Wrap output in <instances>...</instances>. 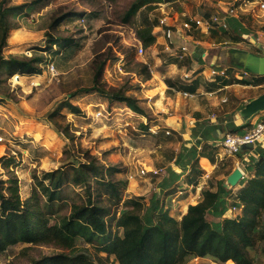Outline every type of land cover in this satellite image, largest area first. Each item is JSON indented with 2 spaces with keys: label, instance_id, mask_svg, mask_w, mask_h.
Instances as JSON below:
<instances>
[{
  "label": "rangeland",
  "instance_id": "obj_1",
  "mask_svg": "<svg viewBox=\"0 0 264 264\" xmlns=\"http://www.w3.org/2000/svg\"><path fill=\"white\" fill-rule=\"evenodd\" d=\"M3 1L26 6L22 13L10 18L16 28L10 32L3 49L4 58L42 56L45 60L39 76L4 79L0 74V158H11L13 163L8 170L18 178L21 198L31 193L33 175L40 177L42 172L69 163L77 165L89 156L107 170V179L124 183L120 190L121 203L129 198H141L148 204L153 195H158L168 214L179 220L181 206L173 203L170 197L159 195V182L171 164L174 167H170L180 173L169 158L172 153L179 152L182 144L189 146L186 134L195 123V106L205 105L206 116L225 117L223 120L241 125L240 111L263 91L253 86L264 83V77L251 76L247 82L252 87H235L236 91L227 93L226 103L220 101L223 92L212 98L198 95L192 99L176 94L179 86L185 84V78L183 72L168 65L170 57L162 51V44L145 48L142 55L137 53V30L162 17L157 8L163 3L147 4L134 16L126 18L135 0H0V3ZM165 12L174 18L183 14L180 21L223 15L219 7L204 4L203 0H173ZM67 14L74 17L57 27L52 26L55 19L60 21ZM238 15L240 19H227L225 36L214 29L215 36H204L205 49L197 47L195 53L185 57L190 59L179 66L184 65L186 70L202 68L207 71L212 62L216 70L228 69L242 74L239 56L251 52L264 54V11L254 2L249 13ZM239 32H245V36L242 34L240 40L234 42ZM49 37L70 39L71 46L62 50L56 45L52 52L40 53L37 48L47 45ZM214 37L222 42L217 43ZM249 40H254V45ZM50 67L54 69L53 75L48 71ZM99 70L101 78L97 89L101 88L103 93H82V90L91 89L93 77ZM228 74L233 76V73ZM171 86L174 91L167 89ZM118 91L136 99L143 115L131 112L124 103H111L107 94ZM161 92L163 100H159ZM66 103L77 107L78 113L72 112ZM167 109L169 112L165 113ZM174 112L186 116H182L179 135L172 132L167 135L165 129L151 131L153 126H161V117H169ZM262 115L264 113L259 112L254 116L260 118ZM166 136L172 140H167ZM5 173L6 169L0 165V174ZM77 195L83 197V188L63 190V198L69 202L78 201ZM107 196L97 198L108 210L104 214L107 231L111 235L120 234L116 218L121 204L117 207L114 199ZM66 212V209L61 211L62 214ZM75 247L87 249L91 257L105 256L88 244L78 243ZM61 252L66 251L54 245L17 244L0 254V264H32ZM112 259L110 257V261ZM187 264L213 263L207 258H195ZM256 264H264V260Z\"/></svg>",
  "mask_w": 264,
  "mask_h": 264
},
{
  "label": "trees",
  "instance_id": "obj_2",
  "mask_svg": "<svg viewBox=\"0 0 264 264\" xmlns=\"http://www.w3.org/2000/svg\"><path fill=\"white\" fill-rule=\"evenodd\" d=\"M172 1L135 0L126 18L134 16L147 4ZM25 8L22 4L0 3V74L4 79L39 76L42 73L41 65L45 62L42 56L21 59L3 56L9 34L16 28L10 18L22 13ZM72 16L67 14L60 21L55 19L52 26L57 27ZM155 24L142 26L136 32L137 41L144 49L156 41L152 34ZM220 31V35H226V30ZM210 33L215 36L216 31L211 30ZM239 33L234 42L245 34ZM216 41L222 42L219 38ZM56 45L65 50L71 46V41L49 37L48 44L37 50L40 53L52 52V47ZM100 78L101 70L95 73L91 89L81 92L103 93L101 88L97 89ZM235 82L249 84L244 80ZM198 86L199 80L196 78L188 85L179 86L178 90L193 94ZM107 98L111 103H124L131 112L143 115L137 100L120 91L107 94ZM66 105L72 112L78 113L77 107L69 103ZM194 118L195 126L190 134L193 144L190 147L182 144L179 152L171 154L169 162H173L181 174L186 172L187 183L196 185L203 174L198 164L199 158L205 157L214 164V156L219 150V146H212L208 142L216 140L218 132H240L244 124L236 126L233 120L223 124L221 120L213 125L200 121L199 114H195ZM166 139L172 140L168 136ZM258 153L253 165L246 169L249 175L242 180L243 183H239L240 188L232 193L223 181L217 183L215 190L211 186L204 188L200 200L188 205L179 220L168 214L163 199L158 195H153L148 204H144L141 198H129L121 203L120 190L124 183L107 179V170L89 156L77 165L69 163L42 172L40 177L33 175L31 193L22 199L18 178L8 170L12 160L1 157L0 165L6 169V173L3 176L0 174V254L17 244H32L54 245L66 251L41 258L32 264H187L195 258H207L213 264H256L264 260V150ZM201 167L210 169L206 161H201ZM181 174L168 166L159 182V195L169 198L174 194V184ZM4 176L6 178L3 179ZM67 187L83 188V197L77 195L78 201L69 202L63 198V190ZM94 194L98 197L107 194L109 199H114L117 207L121 204L116 218L120 234L111 235L107 231L104 214L108 210L99 204ZM230 208H236L239 212L226 217V211ZM64 209L67 212L62 214ZM78 243L91 245L97 253L105 256L91 257L87 249L75 247ZM110 257H113L111 261Z\"/></svg>",
  "mask_w": 264,
  "mask_h": 264
},
{
  "label": "crops",
  "instance_id": "obj_3",
  "mask_svg": "<svg viewBox=\"0 0 264 264\" xmlns=\"http://www.w3.org/2000/svg\"><path fill=\"white\" fill-rule=\"evenodd\" d=\"M221 1L222 2H226V0H221ZM230 1H235V2L238 1L239 2L240 0H230ZM254 2L257 3L258 5L260 3L257 0L251 1L249 3V5L245 8V10H243L240 13H246V14L249 13V8ZM261 3H264V2H262V0H261ZM168 6H170V3L163 4V5L159 6V8H157V10L160 11V15L166 13L165 10L167 9ZM219 9L223 10L224 8L219 7ZM260 10L264 11V9H260ZM181 16L182 15L180 14V15H177L176 18L171 17V19H170L172 24L178 30H179L181 24L188 20L186 18H182V21H180L179 19H181L180 18ZM208 17L204 16V17H200V18H208ZM240 17H241V15H240ZM240 17H239V15H237V18L240 19ZM156 24H157V20H156ZM210 32H211V30L209 32H207V33L200 32V31L195 30V29H193L191 31V34H190L191 36H190V39H189V42H190L189 48L193 49L191 51L192 54L195 53V51H196L195 49H197V47L201 46L202 48L205 49L206 43L204 42V36H211ZM199 34H200V38H198ZM243 36H245V35L243 34ZM160 39L162 40L161 37H156V41H155V43L153 45L154 48L157 47L156 45H158V43L159 44H163L162 42H158V40L160 41ZM174 39H175L176 43L179 44V41L177 40V36H175ZM201 39L203 41H201ZM216 39L217 38H215V40ZM249 41L254 43V40H249ZM259 52H261V50H259ZM164 53H166V52H164ZM166 54L168 55V57H170L169 58L170 62L168 63V65L170 67L174 68L175 70H179L180 72H183V74H182L183 77L186 76V75L188 76V78L184 80V82H185L184 85L190 84L196 78H198V80H199V86H198L197 90L195 91V93L190 94L191 96H184L183 95L184 92L180 91V90L175 91L176 94H178L179 96L182 95L184 98L192 99V98H194V97H196L198 95L204 96L205 98H212L214 95L223 92L224 93V95L222 97L223 99H221L220 101L222 103H226V101H227L226 100L227 93H231V91H233V92L236 91L235 87H241L242 89H250L252 87V85H250V84L241 85V84L236 83L235 80H238L237 77H240L241 80L245 79V81H248V80L252 79L251 76L252 77H256V78H262V79L264 77V76H255V75H252V74H249V73L247 74V76H244L243 73L239 75L238 73H236L234 71H231V70H228V69L216 70V69L213 68V63L212 62L209 63V65H208L209 67L207 68V71L202 70V68H197V69H193V70H191V69L186 70V67H184V65H181V66H179V65L180 64H184V62L186 60L190 59V58H185L183 60H179V59H177V58H175L173 56H170L168 53H166ZM258 54H260V53H258ZM211 69H214V70L218 71L219 74L217 76L211 77L210 76V70ZM227 72L228 73L229 72L233 73V76H230L231 74H228ZM221 73H223V74H221ZM253 87L258 88V89H260V88L263 89V91L259 92L257 95L252 97L253 99L257 98L258 96H260L261 94L264 93V83L258 84V85L253 86ZM202 88H203V90H202ZM167 89L173 90L174 88L171 86V87H169ZM228 96H229V94H228ZM214 98H217V97H214ZM239 98H243V95H239ZM163 99L164 98H162V92H161L159 100H163ZM214 105H217V103H215ZM205 107H206L205 105L199 106L197 104L195 106V108H194V111H197L196 114H199V117H200L199 120L200 121H203V122H206L208 124H213L214 125V124H217L219 121L225 119V117H223V118L221 117L220 118L219 116H215V115H213L211 117L210 116H206ZM175 111H177V110H175ZM168 112H169V109H167L165 113H168ZM227 113L228 112H226L225 114H227ZM261 113H264V112H261ZM182 116L183 115H181L180 112H178V113L174 112L173 114L171 113V115L169 117H161L160 118V121H161L160 125L161 126H158V125L153 126L151 128L152 129L151 131L157 132V131H159L161 129H165V132L169 131V132H172V133H174L176 135H179V131L181 130V127H182V125H181ZM183 117L185 118L186 116H183ZM240 117L243 119V120L241 119L243 121L241 123L244 124V122H247V121L254 122V121L264 117V115H262L260 118L252 116L249 119H245L242 116H240ZM207 119H209V120H207ZM194 122H195V118H194ZM225 123H226V120H223V124H225ZM194 126H195V123L193 124V127ZM238 126H240V125H238ZM191 129L188 131L189 133L186 134V135H188L187 139L189 140V142H187L189 146H187V147H190L193 144V142H194V140H192L190 138V136H189L191 134ZM224 134L225 133H219L218 132V136L216 137L217 139L209 141L208 144H211L212 146H217L218 147L217 144L221 140V137ZM184 135H185V133H184ZM219 151H220V148L218 150V153L214 156V159H215V163L214 164L211 163L205 157H200L199 158V161H198L199 167H201V161H206L207 164L209 165L210 169L209 170H205V169H203L201 167V169L203 171V174L198 178V181H197L196 185L187 183L186 177H185L186 176V172L181 174V170H178L181 175L179 176V179L174 184L176 191H175L174 194L170 195V198H171V201L173 203H177V204H179L181 206V210H180V214L181 215H183L186 212L187 206L189 204H196L200 200L201 192H202V190L204 188H207V187L211 186L212 190H215L216 187H217V183L221 182V181H223V184H224V186L227 189H231L232 190V193H234L238 188L241 187V185L238 184L236 187L230 188L229 186H227L225 184V180H226L227 176H229L231 174V172L235 168H237L236 167L237 159H235V157H222L221 154L219 153ZM170 166L172 168L174 167L172 164ZM175 172L178 173L176 170H175ZM216 172H217V174L215 175ZM248 175H249V172H247V175L244 178H247ZM240 182L243 183L242 180ZM189 201H191V203H189ZM238 212H239L238 209L235 208V211H231V208H230V209H228L226 211L225 216L226 217H232L235 214H237ZM170 216H171V214H170ZM178 218H180V217H178Z\"/></svg>",
  "mask_w": 264,
  "mask_h": 264
},
{
  "label": "built area",
  "instance_id": "obj_4",
  "mask_svg": "<svg viewBox=\"0 0 264 264\" xmlns=\"http://www.w3.org/2000/svg\"><path fill=\"white\" fill-rule=\"evenodd\" d=\"M259 1V9H264V3ZM204 4H211L214 7H222L223 15H210L208 18H200L191 20L188 19L186 22H183L178 29L172 24L171 17L169 14L164 13L162 17L157 20V24L153 27L152 34L155 37H161L164 41L162 44V50L168 53L170 56H173L179 60H183L188 54H192L189 48V39L190 34L193 29L200 32H209L210 30H227L228 23L227 19L237 18V15L245 10L249 5L250 1L240 0L232 2H222L217 0V3L213 4L212 0H203ZM162 4H160L161 6ZM182 17L184 16L181 14ZM160 33V36H157L156 33ZM177 36L179 44L176 43L174 37ZM139 43V42H138ZM254 44V43H253ZM138 55L145 53V49L139 43L137 46ZM51 75L54 74L53 67L48 69ZM218 71L211 69L210 76H217ZM223 74V73H221ZM248 74L247 72H243ZM185 79L188 76H184ZM238 80H241L240 77H237ZM184 96H191L190 94L183 93ZM167 135L169 131L165 132ZM1 140V138H0ZM247 144H251V149H244L243 147ZM220 148L219 153L222 157H235L236 167L242 173L241 180L247 175L246 169L249 168L255 160L258 158L259 150H264V117L254 121V122H244V128L240 132H227L222 137L217 144ZM141 174L144 175L145 172L141 171ZM231 211H235V208H231Z\"/></svg>",
  "mask_w": 264,
  "mask_h": 264
},
{
  "label": "water",
  "instance_id": "obj_5",
  "mask_svg": "<svg viewBox=\"0 0 264 264\" xmlns=\"http://www.w3.org/2000/svg\"><path fill=\"white\" fill-rule=\"evenodd\" d=\"M239 63L242 69L255 76H264V54L259 56L253 53H246L239 56ZM259 112H264V93L255 99L250 100L240 111V116L249 119ZM244 149H251L252 145L247 144ZM242 173L239 168H235L225 180V184L230 188L238 185L241 181Z\"/></svg>",
  "mask_w": 264,
  "mask_h": 264
},
{
  "label": "flooded vegetation",
  "instance_id": "obj_6",
  "mask_svg": "<svg viewBox=\"0 0 264 264\" xmlns=\"http://www.w3.org/2000/svg\"><path fill=\"white\" fill-rule=\"evenodd\" d=\"M251 53H253V54H255V55H259V56H261L260 54H258V53H254V52H251Z\"/></svg>",
  "mask_w": 264,
  "mask_h": 264
}]
</instances>
